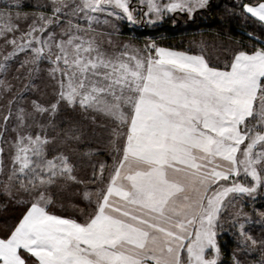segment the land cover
I'll use <instances>...</instances> for the list:
<instances>
[{"label": "snow or ice", "instance_id": "1", "mask_svg": "<svg viewBox=\"0 0 264 264\" xmlns=\"http://www.w3.org/2000/svg\"><path fill=\"white\" fill-rule=\"evenodd\" d=\"M219 8L0 0V206L22 208L0 224V264H264V205L244 211L264 197V0L224 9L260 35L223 66L113 39L137 12ZM75 197L76 214L53 211Z\"/></svg>", "mask_w": 264, "mask_h": 264}, {"label": "trees", "instance_id": "2", "mask_svg": "<svg viewBox=\"0 0 264 264\" xmlns=\"http://www.w3.org/2000/svg\"><path fill=\"white\" fill-rule=\"evenodd\" d=\"M213 2L220 5V8L214 9L209 15L196 13L195 19L185 26L172 25L163 21L158 26H154L150 29L144 30L143 28H136L137 35L155 37L160 45L180 50H188L196 36L206 34L209 36L208 38L215 40V50L220 46H222L221 48L224 50L228 48L231 49L230 55L225 59L226 62L230 59L236 49H250L252 47L255 41L249 39L247 32L254 31L255 29V34L260 35L259 27L258 25H253L251 21L245 22L238 16L225 18L224 9L230 7L233 3H239V0H213ZM123 28L125 30L127 29V27ZM261 38L264 39V37ZM237 41L240 43H237ZM215 53V55H223L224 52L215 51ZM205 58L210 64H219L220 66H223L225 63H213L207 56H205ZM100 135L101 133L97 131V133L91 137L93 144L99 146L102 153L97 156L96 159H99L100 156H106L109 154V152L103 149V141L99 140ZM104 160L108 161L109 158L106 157ZM71 201L74 200L72 199L68 202L71 203ZM67 209L69 208H66V210ZM21 212L22 208H9L5 211L3 207L0 206V224L5 222L11 223L16 217L20 216ZM56 213L59 214L58 212ZM60 215L65 214L62 213ZM224 240L227 241V244L229 245L230 239L227 235L224 237ZM227 248L229 250V247Z\"/></svg>", "mask_w": 264, "mask_h": 264}, {"label": "rangeland", "instance_id": "3", "mask_svg": "<svg viewBox=\"0 0 264 264\" xmlns=\"http://www.w3.org/2000/svg\"><path fill=\"white\" fill-rule=\"evenodd\" d=\"M35 2L36 0H25V3L27 4H33ZM133 5L138 6L139 0H133ZM26 10H30V9H26ZM136 15H137V23L135 25L128 24L127 22H119L118 26L120 31L119 34L113 35L114 41L122 45L124 43L129 42V40H131L132 44L137 48H143L145 44L152 43L153 41L157 45H160L155 37H148V36L146 37V36L137 35L138 33L136 32V28L138 29L143 28L144 30L150 29L154 26H158L163 21L168 22L172 25L185 26L195 19V16L193 18H189L185 14L177 13L175 16L168 15L162 21H157L155 24H148L147 18L143 17L139 12H137ZM122 26L127 27V29L125 30ZM208 37L209 36L206 34L196 36L191 47L188 50H184V51H189L193 53L202 54L203 56H207L209 59H211L213 63L215 62L224 63L225 59L230 55L231 49L225 48L226 50H224L221 48L222 46H220L216 48L217 50H215V45H216L215 40L210 39ZM215 51L224 52V53L223 55L220 54L215 55L216 54ZM106 157L109 158L108 161L104 160V158ZM98 160L104 161L109 165L112 163L110 153L106 156H100ZM81 188H83V186H81ZM73 200L74 201H71V203L65 201L63 207H61V205L58 203L57 206L53 209V211H56L59 214L63 213L65 214L64 216H72L76 214L78 208H83L86 202L79 197H75L73 198ZM246 204L247 206L244 208V211L250 213L253 207L259 208L261 205H264V197H258V199L255 201L254 204L251 201H247ZM73 205H76V207H74ZM65 207L69 209L66 210ZM250 230L252 231V234L255 236H259L262 231L260 225H254L251 227ZM227 236L230 239V243L229 245L227 244L228 245L227 247H229V250H231L234 247V242L232 240L231 233H229Z\"/></svg>", "mask_w": 264, "mask_h": 264}, {"label": "crops", "instance_id": "4", "mask_svg": "<svg viewBox=\"0 0 264 264\" xmlns=\"http://www.w3.org/2000/svg\"><path fill=\"white\" fill-rule=\"evenodd\" d=\"M158 46H161V45H158ZM161 47H166V48H171V47H167V46H161ZM174 50H177V51H184V50H180V49H175V48H172ZM188 52L190 55H202V54H198V53H193V52H189V51H186ZM232 56V55H231ZM205 57V56H204ZM231 58V57H230Z\"/></svg>", "mask_w": 264, "mask_h": 264}]
</instances>
